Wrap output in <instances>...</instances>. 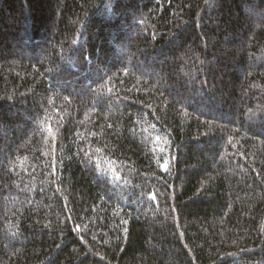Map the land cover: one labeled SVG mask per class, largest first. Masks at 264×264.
I'll use <instances>...</instances> for the list:
<instances>
[{
  "label": "trees",
  "instance_id": "16d2710c",
  "mask_svg": "<svg viewBox=\"0 0 264 264\" xmlns=\"http://www.w3.org/2000/svg\"><path fill=\"white\" fill-rule=\"evenodd\" d=\"M0 264H264V0H0Z\"/></svg>",
  "mask_w": 264,
  "mask_h": 264
}]
</instances>
